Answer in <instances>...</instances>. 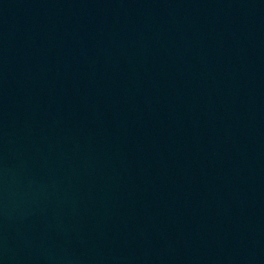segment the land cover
I'll return each mask as SVG.
<instances>
[{
    "label": "water",
    "instance_id": "95a60500",
    "mask_svg": "<svg viewBox=\"0 0 264 264\" xmlns=\"http://www.w3.org/2000/svg\"><path fill=\"white\" fill-rule=\"evenodd\" d=\"M223 264H264V0H238Z\"/></svg>",
    "mask_w": 264,
    "mask_h": 264
}]
</instances>
